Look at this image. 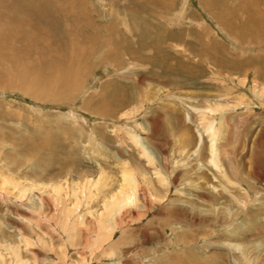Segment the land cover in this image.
<instances>
[{"label":"rangeland","instance_id":"374dc122","mask_svg":"<svg viewBox=\"0 0 264 264\" xmlns=\"http://www.w3.org/2000/svg\"><path fill=\"white\" fill-rule=\"evenodd\" d=\"M0 188V264H264V0H0Z\"/></svg>","mask_w":264,"mask_h":264},{"label":"bare ground","instance_id":"6f19581e","mask_svg":"<svg viewBox=\"0 0 264 264\" xmlns=\"http://www.w3.org/2000/svg\"><path fill=\"white\" fill-rule=\"evenodd\" d=\"M41 73V72H40ZM216 104V103H215ZM214 105V104H213ZM219 105V104H218ZM215 107V106H214ZM212 108V107H208L207 109H208V111H210V112H213L214 110H216L215 108ZM218 107V106H217ZM207 130L208 131H210L211 133H212V135H213V129H212V127L211 128H209V126H208V128H207ZM212 145L213 144H211V148H212ZM144 151H145V149H144ZM216 151V150H215ZM214 155V154H213ZM213 163H214V165L216 166V167H219L217 164V161H213V157H212V159H210ZM126 167V166H125ZM135 171V170H134ZM154 176H156L157 177V179L159 180V181H162V177H161V175H160V173H159V171H155L154 172ZM143 176V175H142ZM144 177V176H143ZM138 177H136V174L131 170V169H128V168H124L122 171H121V179H120V181H121V183H120V186H119V189H118V191H116V195H119L118 196V198H116V199H113V200H111L110 202H108L107 201V203L105 202L104 203V207H103V209H102V211L99 213V218H103V217H108L109 216V214L110 213H113L114 214V212H116V211H118V210H122L126 205H129V204H131V203H133L134 202V200H136V190H137V188L139 187V182H138V179H137ZM7 182H10L9 180L7 181ZM20 183V182H19ZM165 184V183H164ZM14 186V185H13ZM2 187V186H1ZM15 187V186H14ZM22 187V186H21ZM1 189V188H0ZM53 190L52 191H58L57 193H59V189H60V186H54L53 188H52ZM77 189V188H76ZM83 190V189H82ZM139 190V189H138ZM75 194V193H74ZM81 194V193H80ZM84 194V193H83ZM83 194H82V196H83ZM115 195V194H114ZM84 197V196H83ZM113 197V196H112ZM9 198V197H8ZM78 198H76V200H77ZM83 199V198H82ZM76 207H78V206H76ZM111 216H112V214H111ZM112 218V217H111ZM111 218H109V220H111ZM117 219V218H116ZM116 219H114V221L116 220ZM79 221V220H78ZM83 222V221H82ZM104 222V221H103ZM78 223V222H77ZM110 223V222H109ZM101 224V223H100ZM118 224H119V222H118ZM81 225V224H80ZM99 226V225H98ZM108 226V225H107ZM107 226H105V227H107ZM110 226H112V229H114L115 227H116V223H111L110 224ZM108 228V227H107ZM106 228V229H107ZM98 229V228H97ZM105 229V228H104ZM109 229H110V227H109ZM109 229H108V231H109ZM107 231V232H108ZM113 231V230H112ZM110 233V232H109ZM103 236V235H102ZM71 237V236H70ZM27 242V241H26ZM25 243V242H24ZM15 257H17L16 255H15ZM2 258H3V256L1 255V252H0V262L2 261ZM90 259V258H89ZM13 260H14V258H13ZM12 260V261H13ZM16 260V259H15ZM12 261L9 263V264H11L12 263ZM16 262H17V260H16ZM14 263V262H13Z\"/></svg>","mask_w":264,"mask_h":264}]
</instances>
